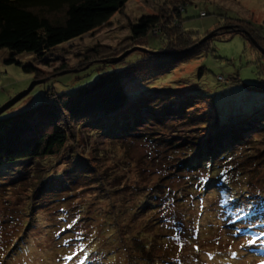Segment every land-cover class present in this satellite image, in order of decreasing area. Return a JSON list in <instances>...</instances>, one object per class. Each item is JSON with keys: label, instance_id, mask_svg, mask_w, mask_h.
Returning <instances> with one entry per match:
<instances>
[{"label": "rangeland", "instance_id": "1", "mask_svg": "<svg viewBox=\"0 0 264 264\" xmlns=\"http://www.w3.org/2000/svg\"><path fill=\"white\" fill-rule=\"evenodd\" d=\"M182 1L129 0L106 25L55 48L44 60L37 63L30 54L18 56L25 65L37 63V79L43 82L2 117L46 99L48 89L68 93L91 84L107 69L105 65L113 66L109 72L122 71V65L135 61L140 50L134 45L132 26L140 17L162 14ZM188 1L183 27L178 24L174 28L197 32L193 34L195 43L225 25L227 18L250 20L264 35V0ZM201 12L206 16H200ZM161 32L153 31L142 48L155 51L172 47L176 31L164 37ZM250 39L240 34L228 39L216 37L209 43L207 54L154 76L138 85L137 95L133 92L149 99L183 90L205 95L206 109L202 106L200 114H190L191 119L204 117L209 111L207 119L216 113L222 122L244 124L243 116L260 108L254 130L246 132L253 134L249 145L236 151L238 157L232 161L235 169L198 172L207 180L194 181L196 191L188 190L179 179L177 163L188 158L185 142L207 136V129L201 132L195 125L201 118L176 119L175 112L170 111L158 122L144 110L134 129L138 135L118 141L73 123L68 127L66 144L53 156L36 160L31 174L27 168L18 167L11 168L12 176L7 173V177L20 181L10 184L5 180L0 187V264H80L84 257L87 264H184L177 258L164 260L171 248L180 256L195 257L199 264H256L254 254H246L251 247L247 241L264 228L256 225L252 237L235 238L228 229L231 227L220 218L219 205L220 194L231 191L230 196L244 199L246 204L243 210L225 206L237 211L239 223L234 224L248 225L257 217L264 218V131L257 132L264 130V91L247 87L264 86V59ZM123 55L124 59L113 61ZM9 56L8 50L0 51V108L37 81L34 73L7 64ZM165 100L157 97L151 105L163 106ZM158 137L173 141L170 146L164 144L162 150L164 156L178 158L175 163L153 160L158 156L153 149L160 140H152ZM176 144L178 147L168 149ZM75 162L89 164L90 175L79 177L83 168ZM218 185L226 191L211 189ZM201 186L210 189L203 191ZM169 217L171 220L166 221ZM132 246L134 254L128 257L126 248L131 251ZM74 253L77 256L73 260L67 259Z\"/></svg>", "mask_w": 264, "mask_h": 264}, {"label": "trees", "instance_id": "2", "mask_svg": "<svg viewBox=\"0 0 264 264\" xmlns=\"http://www.w3.org/2000/svg\"><path fill=\"white\" fill-rule=\"evenodd\" d=\"M129 0H0V51L8 50L9 58L7 64H16L23 67L27 73H34L36 79L39 78L40 69L36 66L38 61L44 60V56L59 46L69 43L75 39L81 38L96 29L106 25L110 19L121 12ZM190 5L188 0L182 1L179 5H174L162 14L144 15L139 18L137 23L132 26V38L134 45L140 47L137 51V59L129 64L122 65V71L109 72L111 67L105 65V69L99 78L91 84L68 93H57L53 89H48L46 99L21 112L7 117L0 116V187L5 180L14 184L20 179H11L13 172L11 168H27L30 174L35 166V161L48 156H53L58 147H62L69 139L68 127L76 124L77 127L87 126L96 129L109 139L118 141L128 137L138 135L137 122L140 119L139 114L144 111H150L155 119L166 117L170 111L175 112L176 119H200L197 125L203 132L207 129V136L202 135L197 142L190 138L185 142L188 158L181 159L177 163L179 179L184 180L188 190L196 191L194 181H206L198 172H226L231 166L236 168L234 162L238 155L236 151L249 145L253 134L247 135L246 132L254 130L256 122L259 119L260 108L249 111L242 119L245 123H236L229 121L222 122L214 113L211 119H207L209 111L205 112L204 117L190 114H200L198 109L205 107L203 94L187 92H175L155 95V97L143 98L136 96L138 94V85L152 79L156 75L170 72L179 64L208 53L209 43L216 37L222 39L233 38L235 35H242L245 40L251 42L254 39L258 45L264 49V35L262 29L250 20H242L238 17L227 18L229 21L222 27L216 29L217 35L212 39L195 43L193 34L195 31L188 32L186 29L180 31L174 27L178 24H184V13L186 7ZM201 12L200 16H202ZM206 16V13H205ZM204 17V16H202ZM159 30L164 37L173 33L175 41L169 49H160L151 51L142 48L148 42L146 39L153 31ZM209 35V34H207ZM147 44H144V43ZM143 50L148 52L144 53ZM153 53V54H150ZM23 54H30L35 57V62L24 64L17 59ZM135 54V55H136ZM264 59V55H261ZM95 58V56H90ZM89 59V56H88ZM91 61V60H90ZM121 65V64H120ZM37 81H40L37 79ZM250 89H261L264 86H247ZM136 93V95L133 94ZM18 95V94H17ZM138 99L139 101H134ZM166 99L165 105L156 107L151 105L154 99ZM170 100L167 101V99ZM173 98V99H172ZM44 99V100H43ZM148 106L154 108H148ZM212 111V110H211ZM172 115V114H171ZM207 119V120H206ZM162 125L159 123L158 126ZM203 125V126H200ZM207 127V128H205ZM233 128L230 129V128ZM158 130L157 133H159ZM264 130H257L263 132ZM200 136V135H199ZM160 140L153 149L158 155L153 160L161 159L163 162L177 160L173 156H164V144L170 146L173 141L158 137L152 141ZM178 144L168 149H174ZM179 152V151H178ZM152 153V152H151ZM179 154V153H178ZM163 155V157H162ZM180 155V154H179ZM152 156V154L150 155ZM154 156V155H153ZM176 156V155H175ZM86 162V161H85ZM85 162H75L79 168H83L82 174L78 176L87 177L90 175L89 164ZM176 164V165H177ZM171 165V163H170ZM164 166V164H163ZM169 167V165H167ZM36 168H34L35 170ZM86 170V171H85ZM77 171V170H75ZM10 175L7 177V173ZM87 174V175H86ZM172 174V173H171ZM170 174V175H171ZM198 182V183H199ZM200 185L198 184V187ZM203 191L210 188L201 186ZM206 188V190H204ZM211 189L226 191V187L219 189V185ZM231 191L226 194H220L219 205L221 210L220 218L223 219L228 229L232 230L235 238L252 237L258 225V229L264 228V218L257 217L248 225L234 224L236 222L235 210H243L246 206L244 199L230 196ZM183 201V200H182ZM181 203V202H179ZM232 206L235 210L228 209L225 206ZM246 211L247 208L245 209ZM250 212V211H249ZM171 213H168L170 215ZM171 220L169 217L166 221ZM241 222V221H240ZM160 223V222H159ZM239 223V222H236ZM258 245H250L249 251L257 259L256 264L264 261V244L258 241ZM126 248L128 257L134 254L135 248L132 246ZM245 249V247H244ZM174 249H167V255L164 260L177 258L184 264H199L198 259L192 256H180L177 251L176 256H171ZM161 260V258H160ZM163 260V261H164ZM196 261V262H195ZM84 257V264H87ZM171 263V262H170ZM172 264V263H171Z\"/></svg>", "mask_w": 264, "mask_h": 264}, {"label": "water", "instance_id": "3", "mask_svg": "<svg viewBox=\"0 0 264 264\" xmlns=\"http://www.w3.org/2000/svg\"><path fill=\"white\" fill-rule=\"evenodd\" d=\"M218 32L214 31L212 33H210L209 35H207L206 37H204L202 39V42H206L210 39H212L213 37H215L217 35ZM253 43L255 44V46H257L258 50H260V52L264 55V49L262 47H260L258 45V43L255 40H252ZM139 49V48H138ZM124 57H126L125 55L120 56L118 58H116V60H113L114 62L120 61L122 59H124ZM43 81H36V82H32V84L30 85V87L27 90H24L23 92H21L20 94L16 95L14 98H12L8 103H6L4 106H2V108H0V115H2L3 113H5L8 109H10L11 107H13L16 103H18V101H20L21 99H23L26 95H28L36 85L42 83Z\"/></svg>", "mask_w": 264, "mask_h": 264}, {"label": "snow or ice", "instance_id": "4", "mask_svg": "<svg viewBox=\"0 0 264 264\" xmlns=\"http://www.w3.org/2000/svg\"><path fill=\"white\" fill-rule=\"evenodd\" d=\"M261 237H264V232L254 236L252 239L248 240L247 243L249 245H255L257 244V241H260L262 244H264V240H261ZM68 241H65L67 243ZM77 256L76 253L73 254V256L67 257L69 260H73ZM80 264H84V261H80ZM261 264H264V261L261 262Z\"/></svg>", "mask_w": 264, "mask_h": 264}, {"label": "built area", "instance_id": "5", "mask_svg": "<svg viewBox=\"0 0 264 264\" xmlns=\"http://www.w3.org/2000/svg\"><path fill=\"white\" fill-rule=\"evenodd\" d=\"M202 16H205V13H202Z\"/></svg>", "mask_w": 264, "mask_h": 264}]
</instances>
